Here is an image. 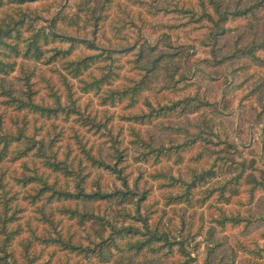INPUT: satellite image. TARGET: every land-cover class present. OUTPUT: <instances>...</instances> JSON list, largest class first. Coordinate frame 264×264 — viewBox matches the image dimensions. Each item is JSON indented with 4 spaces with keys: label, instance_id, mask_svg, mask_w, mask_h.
<instances>
[{
    "label": "clouds",
    "instance_id": "clouds-1",
    "mask_svg": "<svg viewBox=\"0 0 264 264\" xmlns=\"http://www.w3.org/2000/svg\"><path fill=\"white\" fill-rule=\"evenodd\" d=\"M0 264H264V0H0Z\"/></svg>",
    "mask_w": 264,
    "mask_h": 264
},
{
    "label": "trees",
    "instance_id": "trees-1",
    "mask_svg": "<svg viewBox=\"0 0 264 264\" xmlns=\"http://www.w3.org/2000/svg\"><path fill=\"white\" fill-rule=\"evenodd\" d=\"M8 33H4V35H7Z\"/></svg>",
    "mask_w": 264,
    "mask_h": 264
}]
</instances>
